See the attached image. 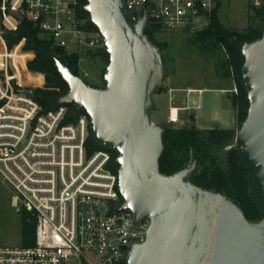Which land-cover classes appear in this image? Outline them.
<instances>
[{"label":"built area","instance_id":"2783aa9c","mask_svg":"<svg viewBox=\"0 0 264 264\" xmlns=\"http://www.w3.org/2000/svg\"><path fill=\"white\" fill-rule=\"evenodd\" d=\"M216 2L122 0V11L131 25L145 15L152 35L194 34L208 26ZM76 5L77 0H1L0 19L15 31L19 21L8 12L18 11L52 46L78 54L81 79L88 76L79 68L81 59L106 46L100 31L76 16ZM23 46L22 38L8 48L0 31V178L14 192L11 206L34 220L33 245H0V264H128L132 249L146 241L150 221L135 222L132 210L119 208L123 199L109 152L86 154L87 114L69 116L66 104L43 110L22 93L43 83L40 73L27 69L33 53ZM37 76L41 83L31 81ZM203 91L184 93L195 97ZM230 93H237L235 86ZM187 106L169 107L168 124L178 123V112Z\"/></svg>","mask_w":264,"mask_h":264},{"label":"water","instance_id":"95a60500","mask_svg":"<svg viewBox=\"0 0 264 264\" xmlns=\"http://www.w3.org/2000/svg\"><path fill=\"white\" fill-rule=\"evenodd\" d=\"M85 1L83 10L105 41V88L87 86L50 53L68 91L45 102L50 108L70 105L69 116L83 110L94 142L117 153L112 166L118 168L119 208L132 210L135 222L150 221L146 241L132 249L128 264H264V29L258 40L240 47L248 107L234 145L242 166L252 170L253 199L262 212L260 220L248 222L222 194L192 185L199 172L192 149L180 171L159 174L163 127L150 122L148 112L150 95L162 88L164 68L158 48L144 34L146 16L131 25L122 0ZM8 13L22 19L18 11ZM21 91L35 97L33 88ZM184 103L196 106L192 96Z\"/></svg>","mask_w":264,"mask_h":264},{"label":"trees","instance_id":"16d2710c","mask_svg":"<svg viewBox=\"0 0 264 264\" xmlns=\"http://www.w3.org/2000/svg\"><path fill=\"white\" fill-rule=\"evenodd\" d=\"M219 3V0H217L208 26L194 34H196V42L202 45L201 49L220 47L223 50L224 57L215 64L213 72L216 78L232 81L236 87L237 93L230 97V103L235 111L238 126L244 120L248 107L246 93L241 83L240 69L243 59L240 54V47L244 43H251L260 38L262 29H264V3L258 7H250L253 18L251 23L242 31L225 28L220 23L217 16ZM85 4V0H77L76 16L85 19L91 27H94L89 20L88 13L83 10ZM0 31H2L3 40L8 48L17 44L23 38V49L33 53L32 59L27 63V69L30 72L40 73L44 76V86L42 89L35 90L34 99L43 110L48 109V104L45 102L46 98L62 95L68 91L67 85L62 81L54 62L48 58V55L52 53L71 70L74 76L78 77V54L68 53L62 48L52 46L49 40L40 35L37 26L25 18L18 22L15 31L3 30L0 23ZM144 34L158 50L164 47V45L155 43L153 40L154 35L149 30L144 31ZM93 55L108 60V56L103 52H95ZM31 81L40 82L41 76L32 78ZM78 113L85 112L81 110ZM162 127L163 150L158 159L159 174L171 176L180 171L186 165L189 150L192 149L199 167V172L191 180L192 185L202 190L222 194L239 208L248 222L260 220L262 212L254 202L251 189L252 170L242 166L237 148L234 145L236 128ZM227 146L231 147L225 149ZM85 149L87 155L97 150H105L100 148L92 139L90 123ZM106 151L109 152L111 157L108 166L117 173L118 168L112 166V161L117 157V153L113 150ZM33 234V218L27 216L24 219L23 217L20 246L33 245Z\"/></svg>","mask_w":264,"mask_h":264},{"label":"rangeland","instance_id":"374dc122","mask_svg":"<svg viewBox=\"0 0 264 264\" xmlns=\"http://www.w3.org/2000/svg\"><path fill=\"white\" fill-rule=\"evenodd\" d=\"M217 16L220 23L228 29L237 31L244 30L252 21L253 13L251 6L258 7L264 0H219ZM6 8L9 3H5ZM3 30H7L6 21L0 19ZM155 43L164 45L159 49L164 68V75L167 76V83L172 88H184L195 86L205 88L203 93L195 98L196 106H187V109L178 112V123L171 125L167 122L168 106L185 107L180 99L168 100V94L160 92L158 111L148 112V119L156 126H171L182 128L194 126L196 128H218L231 129L235 126V112L230 106L228 94L222 93L221 89H231V81H215L214 83L203 82L204 77L209 76L215 64L223 59V50L220 47L202 48L201 43L196 42V34H169L161 33L153 36ZM82 58L79 68L86 71L88 76L82 77L87 86L104 89V76L108 67V60L99 56L88 54ZM175 71V72H174ZM43 76V74H41ZM23 80H27L24 75ZM44 86V76L42 87ZM41 87V88H42ZM40 88V89H41ZM181 95L183 93H180ZM155 98V97H153ZM157 116V118H156ZM158 118L160 119L159 121ZM13 190L0 178V245L19 246L21 244V223L30 215L24 211L11 206Z\"/></svg>","mask_w":264,"mask_h":264},{"label":"crops","instance_id":"0c3cea01","mask_svg":"<svg viewBox=\"0 0 264 264\" xmlns=\"http://www.w3.org/2000/svg\"><path fill=\"white\" fill-rule=\"evenodd\" d=\"M175 72V71H174ZM172 73V72H171ZM171 73H166V75H164V78H163V85H162V90L161 91H157L153 94L150 95V102L153 106L152 108V112H155V111H158L159 108H158V102H159V99L157 98V95L158 93L160 92H163V93H167L168 94V100L169 101H173L175 99H180L181 102L184 103L185 99H186V95L184 93L185 89L187 88H195V89H202V90H205V88H200V87H191V86H186L184 88H172V87H169L168 86V83H167V76ZM32 79V78H31ZM42 80V78H41ZM215 81H222L221 79H218L214 76V72H213V68H212V71L210 72L209 76H206L204 77V80L203 82H200V83H208V84H211V83H214ZM41 83V81H40ZM232 83V87L231 89H221L220 91L224 94H228V98H229V102H230V97L233 95L232 93H230V91L232 90V88L235 86L234 83L231 81ZM180 93H183L182 95ZM155 97V98H153ZM196 101V104H197V99L195 97H193ZM230 106H231V103H230ZM169 107H172V106H168ZM174 108H182V107H174ZM233 109V108H232ZM168 112V111H167ZM235 112V111H234ZM157 118V116H156ZM160 119L158 118L157 121H159ZM162 126H165V125H161L160 127ZM237 126V123H236V118H235V126L234 128H236ZM199 129H207V128H199ZM209 129V128H208Z\"/></svg>","mask_w":264,"mask_h":264}]
</instances>
